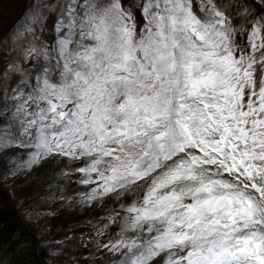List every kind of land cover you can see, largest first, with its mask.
<instances>
[{
  "label": "snow or ice",
  "instance_id": "1",
  "mask_svg": "<svg viewBox=\"0 0 264 264\" xmlns=\"http://www.w3.org/2000/svg\"><path fill=\"white\" fill-rule=\"evenodd\" d=\"M8 2L0 179L79 186L71 264H264V0Z\"/></svg>",
  "mask_w": 264,
  "mask_h": 264
},
{
  "label": "rangeland",
  "instance_id": "2",
  "mask_svg": "<svg viewBox=\"0 0 264 264\" xmlns=\"http://www.w3.org/2000/svg\"><path fill=\"white\" fill-rule=\"evenodd\" d=\"M24 2L10 0L4 5L6 23L16 19ZM43 172L40 168L29 173L31 180L0 179V227L5 222L7 229V233L0 231V264H71L70 258L77 254L73 250L77 238L90 227L81 226L89 213L60 199L61 196L75 198L79 186L51 174L45 178ZM37 212L42 214L37 217ZM69 228L72 239L66 241ZM58 245L63 247V252L54 256L52 252Z\"/></svg>",
  "mask_w": 264,
  "mask_h": 264
},
{
  "label": "trees",
  "instance_id": "3",
  "mask_svg": "<svg viewBox=\"0 0 264 264\" xmlns=\"http://www.w3.org/2000/svg\"><path fill=\"white\" fill-rule=\"evenodd\" d=\"M5 222L4 223H2V225H1V227H0V231H3V232H6L7 233V229L5 228ZM5 233V234H6Z\"/></svg>",
  "mask_w": 264,
  "mask_h": 264
},
{
  "label": "bare ground",
  "instance_id": "4",
  "mask_svg": "<svg viewBox=\"0 0 264 264\" xmlns=\"http://www.w3.org/2000/svg\"><path fill=\"white\" fill-rule=\"evenodd\" d=\"M86 232H90V227L88 228V230Z\"/></svg>",
  "mask_w": 264,
  "mask_h": 264
}]
</instances>
